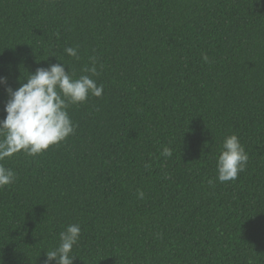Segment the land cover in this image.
Segmentation results:
<instances>
[{"label":"trees","instance_id":"16d2710c","mask_svg":"<svg viewBox=\"0 0 264 264\" xmlns=\"http://www.w3.org/2000/svg\"><path fill=\"white\" fill-rule=\"evenodd\" d=\"M91 58L74 133L0 161V264H44L69 224L73 264H264V0H0V119L6 87ZM233 133L249 159L221 183Z\"/></svg>","mask_w":264,"mask_h":264},{"label":"clouds","instance_id":"9594fccd","mask_svg":"<svg viewBox=\"0 0 264 264\" xmlns=\"http://www.w3.org/2000/svg\"><path fill=\"white\" fill-rule=\"evenodd\" d=\"M63 51L78 58L77 48L66 47ZM203 60L208 62V56L204 55ZM65 65L62 62L39 67L25 76L27 82H21L18 88L6 87L9 98L4 106L6 116L0 119V161L21 151L34 157L64 141L76 127L70 118L69 107L86 102L89 95L100 97L103 94V85H98L93 79L99 74L95 58H91V66H85L82 69L85 74L78 78L70 67L66 71ZM6 83L7 78L0 76V84ZM162 155L172 157V148L164 147ZM248 159L239 137L234 133L226 136L216 163L219 182L235 180L245 170ZM15 178L16 173L11 168L0 164V188L13 183ZM138 197L144 198L143 191L138 192ZM80 234L79 224H69L59 233V244L50 251H44V264H52L53 261L56 264H73V247Z\"/></svg>","mask_w":264,"mask_h":264}]
</instances>
